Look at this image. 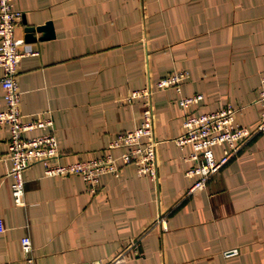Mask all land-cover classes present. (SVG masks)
Wrapping results in <instances>:
<instances>
[{"label":"crops","instance_id":"obj_1","mask_svg":"<svg viewBox=\"0 0 264 264\" xmlns=\"http://www.w3.org/2000/svg\"><path fill=\"white\" fill-rule=\"evenodd\" d=\"M16 29L27 52L17 74L23 119H51L28 135L53 132L63 163L97 158L110 139L138 126L145 105L130 99L149 87L157 145L155 178L123 164L106 172L95 192L80 175L25 173V204L12 195L10 135L0 126V264H24L29 235L36 264H264V136L249 139L188 194L189 145L180 99L200 93L190 113L238 108L235 120L253 129L263 103L264 0H13ZM53 23L55 35L25 40V26ZM39 37L41 32H35ZM22 47V48H23ZM187 73L176 86L157 82ZM3 69L0 66V78ZM0 102H4L0 79ZM224 144L214 146L220 157ZM136 243L132 246L131 244ZM238 252L226 256L224 251Z\"/></svg>","mask_w":264,"mask_h":264},{"label":"built area","instance_id":"obj_2","mask_svg":"<svg viewBox=\"0 0 264 264\" xmlns=\"http://www.w3.org/2000/svg\"><path fill=\"white\" fill-rule=\"evenodd\" d=\"M22 11L14 7L13 0H0V66L3 69L1 83L3 85L4 102H0V126L9 128L7 157L11 161L9 175L13 177L12 195L15 203L25 204V171L35 163H41L45 175H80L86 188L95 192L100 185V177L106 172L117 175L123 164H135L140 175L152 178L157 174L156 150L160 142L156 138L153 128L152 103L149 87L135 89L130 99L139 98L143 101V120L141 123L126 131L116 133L109 141L110 149L124 148L119 155L110 151L97 158L79 159L74 162L63 163L60 160L61 150L53 132H42L28 135V131L35 127L52 124L51 119L24 120L20 110L21 92L18 89L17 74L22 57L29 51L25 49L23 38L16 34L20 25ZM23 47V48H22ZM187 73L179 72L162 77L158 87L176 86L179 89L181 81ZM202 98L200 93L182 96L180 102L185 109L183 132L176 137L180 145H189L190 151L186 159L194 163L187 169L188 175H195L189 185L187 193L191 194L203 189L211 175L217 172L239 149L254 135L264 136V77L261 83L259 100L263 103L260 119L253 129L241 125L235 120L237 107L226 105L215 111L199 114L190 113L191 103ZM224 144L220 157H216L214 146ZM5 230V224L0 217V232ZM24 252V264H36L33 256L31 237L21 238ZM132 246L136 243L131 244ZM238 252L236 247L226 249V256ZM125 251L119 252L108 262L99 261L93 264H123Z\"/></svg>","mask_w":264,"mask_h":264},{"label":"water","instance_id":"obj_3","mask_svg":"<svg viewBox=\"0 0 264 264\" xmlns=\"http://www.w3.org/2000/svg\"><path fill=\"white\" fill-rule=\"evenodd\" d=\"M26 24L25 26V40L26 41H36L37 39L41 40L44 38H50L55 35L53 23L51 20H48L41 24H28L27 20H23ZM41 32L39 37L34 35L35 32Z\"/></svg>","mask_w":264,"mask_h":264},{"label":"rangeland","instance_id":"obj_4","mask_svg":"<svg viewBox=\"0 0 264 264\" xmlns=\"http://www.w3.org/2000/svg\"><path fill=\"white\" fill-rule=\"evenodd\" d=\"M237 110H238V108H237ZM241 125H243V124H241ZM255 136V135H254ZM251 139V138H250Z\"/></svg>","mask_w":264,"mask_h":264}]
</instances>
